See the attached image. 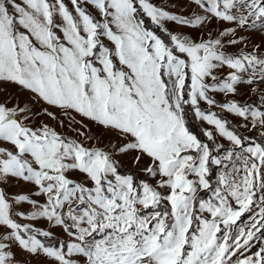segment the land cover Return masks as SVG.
I'll list each match as a JSON object with an SVG mask.
<instances>
[{"label": "snow or ice", "instance_id": "1", "mask_svg": "<svg viewBox=\"0 0 264 264\" xmlns=\"http://www.w3.org/2000/svg\"><path fill=\"white\" fill-rule=\"evenodd\" d=\"M190 2L181 16L152 0H0V88L16 90L0 100V183L44 198L0 188V264H22L16 250L51 264H264V91L214 98L264 83V46L240 34L264 33V0ZM123 156L145 160L146 178L122 173ZM18 217L68 240L47 244L51 231Z\"/></svg>", "mask_w": 264, "mask_h": 264}, {"label": "rangeland", "instance_id": "2", "mask_svg": "<svg viewBox=\"0 0 264 264\" xmlns=\"http://www.w3.org/2000/svg\"><path fill=\"white\" fill-rule=\"evenodd\" d=\"M152 2L156 5L166 8L167 10H169L170 12L174 14H179L181 16H190L194 11H196V9L192 6L190 0H152ZM66 3H67V0H66ZM69 7H71L70 4H69ZM167 27L174 33H183L195 39L201 36H203L204 38H207V33L209 31V28L211 29L213 33H219L223 29L229 27V25L222 24L217 21H213V23L209 26V28L204 29L203 32L190 29L187 27H182V26L176 25L175 23H171V22L167 24ZM240 34L243 35L245 39L248 41L249 47H251L253 43L261 44L262 46H264V33H262L261 31L241 32ZM229 51L236 52V51H239V48L233 47V48H230ZM227 71L228 70L225 69L221 75H225ZM250 87H256L259 90L264 91V83H261L259 85H252V86L242 85L239 87V92L236 96H231V95L226 96L223 94H214V98L219 102L232 98L241 104H243L246 101H256V100L259 101V96L249 91ZM4 88L7 89L6 93H4ZM0 93H4V94H0V100H2L5 98V95L16 94V90L11 88L10 86H4L3 88H0ZM201 108L208 109V106L202 103ZM212 110L214 111L218 110L220 114H222L224 117H227L229 120H231V122L239 129V125L241 123L240 118H237L233 115L222 112L221 109L218 107L213 108ZM57 116H60V113H57ZM77 119H79V116H77ZM199 122L205 129L210 128V126L207 125L205 122H202V121H199ZM85 123H87V121H85ZM90 127L93 133L102 137L101 144L107 142L108 139L113 138L112 134L110 133H103L102 130L97 129L94 126H90ZM239 130H241L242 132L244 131L243 129H239ZM120 160H121L122 167L125 166L131 169L136 168L137 171L138 169L142 168L146 163V161L142 159L139 164L134 165L132 162L131 156L120 157ZM138 174L146 178L142 172L138 171ZM75 178L79 179V177H75ZM0 188H3V190L6 192V194L9 197H13L19 194H26V195H30L31 198L33 199L40 200L41 203H43L44 201L43 197L34 196L32 194L33 188L30 185L22 181L18 182L14 179L9 180L7 182L0 183ZM16 209L17 211L25 212L27 214L31 211V206L27 204L17 205ZM17 219L19 220L21 224H31L37 229L51 231L53 233V236L61 238L62 241L68 240L67 235L63 232L62 229L54 227L47 221H44V220L29 221V220L21 219L19 217ZM16 251H17V260L21 261L22 264H51V262L46 257H43V256L31 257L27 255L26 253L20 252L19 250H16Z\"/></svg>", "mask_w": 264, "mask_h": 264}, {"label": "trees", "instance_id": "3", "mask_svg": "<svg viewBox=\"0 0 264 264\" xmlns=\"http://www.w3.org/2000/svg\"><path fill=\"white\" fill-rule=\"evenodd\" d=\"M146 26H148V27H154L153 25H150V24H148L147 22H146ZM229 100H233L232 98H229V99H227V100H224V101H218V103H224V102H226V101H229ZM245 103H251V104H255V103H258V100H256V101H246V102H244L243 104H245ZM241 104V103H240ZM187 107V106H186ZM204 110H207V109H205V108H203ZM212 110V109H211ZM212 111H214V110H212ZM215 112H217V113H219L218 112V110H216ZM220 114V113H219ZM221 116H223L222 114H220ZM226 119H228L227 117H225ZM228 121H229V123L233 126V127H236L232 122H231V120H229L228 119ZM188 126H189V128H190V130L191 131H193L195 134H197L198 135V137L199 138H201V139H205L204 137H203V135H202V132H201V130L202 129H205L201 124H200V122L199 121H197L194 117H193V115H192V113H191V110L190 109H188ZM237 128V127H236ZM241 131V130H240ZM242 132V131H241ZM246 134H248V135H255L254 133H246ZM121 172L122 173H135L137 176H139L141 179H145L144 177H142L141 175H139L138 174V171H137V169L136 168H128V167H122L121 166ZM42 240L44 239V238H42V237H40ZM58 241H62V239L61 238H59V237H56V236H53V238H51L50 240H47V241H45L47 244H50V245H53V246H55L57 243H58Z\"/></svg>", "mask_w": 264, "mask_h": 264}]
</instances>
